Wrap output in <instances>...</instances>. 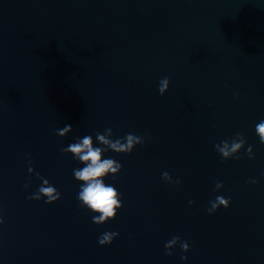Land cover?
I'll return each instance as SVG.
<instances>
[{"label":"water","instance_id":"1","mask_svg":"<svg viewBox=\"0 0 264 264\" xmlns=\"http://www.w3.org/2000/svg\"><path fill=\"white\" fill-rule=\"evenodd\" d=\"M261 120L264 0H0V264H264ZM106 128L144 143L103 154L123 207L98 225L77 200L84 165L60 150L103 147ZM236 133L241 158L223 160L214 145ZM36 173L58 201L27 198ZM217 196L230 206L209 214ZM173 236L189 251L165 255Z\"/></svg>","mask_w":264,"mask_h":264},{"label":"clouds","instance_id":"2","mask_svg":"<svg viewBox=\"0 0 264 264\" xmlns=\"http://www.w3.org/2000/svg\"><path fill=\"white\" fill-rule=\"evenodd\" d=\"M169 88V79L163 78L160 81L159 93L164 95ZM71 125H65L62 129H57L56 134L60 137L67 136L72 132ZM256 134L259 137L260 143L264 144V120L256 124ZM96 141L103 147L94 146L92 136L86 135L82 139L77 137L76 142L70 144L68 147L61 148L62 154H71L75 160L83 164L82 168L73 169L74 178L81 182L80 190L77 194V200L81 207L87 208L92 213L97 215L93 216V223L104 224L109 220L116 217L117 211L123 207L121 203V194L112 186L106 184L105 178L109 175L115 177L122 169L121 163L112 158H103V154L107 151H113L118 154H131L136 145H143L144 138L132 133L126 134L122 138L113 139L112 128H106L103 133L97 132L95 134ZM246 139L242 133H236L230 140L226 139L221 144L214 145L215 150L221 155L223 160L240 159L238 155L244 149ZM249 159H254L252 146H248L246 153ZM28 172L31 175L34 169L31 167L32 161H28ZM37 178L42 181L37 191L28 196L30 200L45 199V203L52 204L61 198V193L50 182L36 173ZM162 179L168 183L179 185L181 181L177 178L173 180L168 172L162 173ZM251 183L256 184L258 181L252 180ZM222 182L216 183V190L219 191L223 188ZM28 184L25 185L27 189ZM231 198L225 199L223 196H217L214 201H210V207L207 209L209 214L216 212L220 207L227 209L230 206ZM195 201H189L193 204ZM3 220L0 219V224ZM119 235L118 232H105L98 238L100 245H109L113 239ZM179 244L183 252L189 251V244L182 241L179 236H173L171 240L165 244V255L171 256L172 249ZM181 259H187L182 256Z\"/></svg>","mask_w":264,"mask_h":264}]
</instances>
